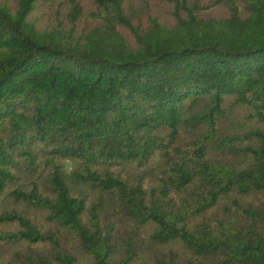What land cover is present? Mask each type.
I'll return each instance as SVG.
<instances>
[{
  "label": "trees",
  "instance_id": "16d2710c",
  "mask_svg": "<svg viewBox=\"0 0 264 264\" xmlns=\"http://www.w3.org/2000/svg\"><path fill=\"white\" fill-rule=\"evenodd\" d=\"M17 173L0 264H264V0L0 1Z\"/></svg>",
  "mask_w": 264,
  "mask_h": 264
},
{
  "label": "rangeland",
  "instance_id": "374dc122",
  "mask_svg": "<svg viewBox=\"0 0 264 264\" xmlns=\"http://www.w3.org/2000/svg\"><path fill=\"white\" fill-rule=\"evenodd\" d=\"M4 3H6L7 5H9L11 8H14L16 0H0ZM47 5H44L43 8H46ZM42 7L36 8L33 13L34 16H38L39 21H42V19L45 17V15L43 14V11H39L41 10ZM47 14V13H45ZM73 163L72 160H65V167L67 170H69L72 167ZM39 171L44 173L46 171V168H43V164L41 163L39 166ZM33 181H38L39 180L35 179V176L33 175H27L25 173H17L16 174V178L14 181H12L10 184H8L6 186V188L0 193V213L3 212L5 209H9L12 206L16 205V203L13 201V196L9 194V191L16 187H23L25 189H28L32 186V182ZM30 213L37 219V220H41L42 219V213L38 212V211H34L31 210ZM15 225L11 224V223H7V222H0V233L2 231H5L7 229H12L14 228ZM0 243H4V241L1 239ZM5 246V245H4ZM1 262L3 264H5L6 259L1 260ZM82 264H88V259L87 257H84L81 261Z\"/></svg>",
  "mask_w": 264,
  "mask_h": 264
}]
</instances>
